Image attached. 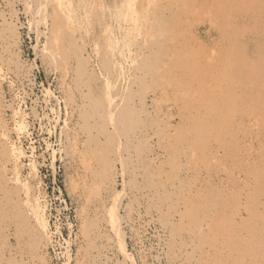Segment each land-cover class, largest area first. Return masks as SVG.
Masks as SVG:
<instances>
[{"label":"bare ground","instance_id":"1","mask_svg":"<svg viewBox=\"0 0 264 264\" xmlns=\"http://www.w3.org/2000/svg\"><path fill=\"white\" fill-rule=\"evenodd\" d=\"M262 1L260 7L256 2L255 26L264 20ZM59 6L60 0H0V264H51L53 246L50 210L37 181L34 156L17 144L28 137V127L15 104L26 102L33 88L32 70L21 59L25 28L35 36L37 56L58 86L54 127L60 130L61 162L73 171L68 193L78 221L75 264H247L252 238L264 229V181L257 176L264 170V155L253 147L264 142V112L231 122L223 103L230 107L233 96L218 95L208 104L204 100L191 124L196 130L215 131L205 150L195 142L184 144L190 134L169 131L166 139H175L160 146L158 158L148 157L150 171L139 167L136 143L139 138L159 140L158 125L138 135L123 127L129 126L130 116L123 115L130 107L123 109L117 80L104 71L99 95L92 96L90 81L83 79L77 57L70 56L65 44ZM219 54L214 50L203 58L214 95L227 87L231 71ZM243 128L252 132L241 133ZM227 139L245 147L239 161L248 163L249 170L258 159L260 167L253 173L240 171L237 159L225 154L222 140ZM168 148L182 150L167 160L163 157ZM211 164L222 168L219 185L207 172ZM198 172L197 182L185 189L184 180ZM138 179L142 184H136ZM238 199L246 204L233 205Z\"/></svg>","mask_w":264,"mask_h":264},{"label":"rangeland","instance_id":"2","mask_svg":"<svg viewBox=\"0 0 264 264\" xmlns=\"http://www.w3.org/2000/svg\"><path fill=\"white\" fill-rule=\"evenodd\" d=\"M256 2L258 7L263 4L262 0H60L63 38L70 56L77 57L83 79L90 81L92 96L99 95L104 71L117 80V91L124 100L123 109L127 104L130 107L123 115L124 118L130 116L129 126H122L133 129L138 135L158 125L159 140L157 136L148 141L139 138L136 143L139 167H147L150 171L148 157L158 158L160 146L175 139H166L169 131L190 134L183 140L184 144L195 142L196 148L205 150V144L215 131L205 127L203 131L196 130L198 127L191 124L195 118L192 115L204 100L208 104L218 95L224 97L229 93L233 96L234 103L230 107L223 103L231 122L251 113L264 112V20L257 27L253 24L252 19L259 11ZM21 22L26 23L24 18ZM233 22L236 25H232ZM36 45L35 36L23 29L21 59L32 70L33 88L26 102L15 104V108L26 115L28 127V137L17 144L25 153L33 154L37 181L49 206L53 241L50 263L75 264L74 234L78 221L76 205L68 193L73 171L61 162V135L59 127H54L58 110L53 99L58 97V86L38 58ZM214 50L220 51V58L227 60L231 69L227 89L224 87L223 93L216 95L207 83L208 72L203 62ZM6 96L12 101L8 92ZM240 132L252 131L243 128ZM263 143H255L253 147L257 151L262 149L264 155ZM222 144L226 156L236 158V167L243 173H253L254 167H260L257 156L253 161L258 159V163L251 166L253 170L248 169L244 160L239 161L246 149L234 140H222ZM181 150L168 148L163 158L168 160ZM186 151L183 150L184 156ZM220 168L219 164L206 166L218 185ZM257 176L264 181V170ZM199 178V172L186 178L184 188L193 186ZM136 184H142L141 180ZM218 185L215 193L219 198L221 187ZM260 186L264 190V183ZM236 202L233 205L238 206L240 201ZM263 218L264 215L259 219L264 222ZM252 242L246 252L247 264H264V229L252 238ZM128 250L134 254L130 245Z\"/></svg>","mask_w":264,"mask_h":264}]
</instances>
